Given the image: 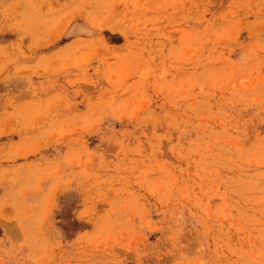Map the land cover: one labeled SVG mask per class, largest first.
Wrapping results in <instances>:
<instances>
[{
    "label": "rangeland",
    "instance_id": "374dc122",
    "mask_svg": "<svg viewBox=\"0 0 264 264\" xmlns=\"http://www.w3.org/2000/svg\"><path fill=\"white\" fill-rule=\"evenodd\" d=\"M0 264H264V0H0Z\"/></svg>",
    "mask_w": 264,
    "mask_h": 264
}]
</instances>
